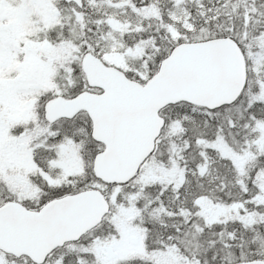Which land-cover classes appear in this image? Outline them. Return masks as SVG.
<instances>
[{
  "label": "snow or ice",
  "instance_id": "6c2138e0",
  "mask_svg": "<svg viewBox=\"0 0 264 264\" xmlns=\"http://www.w3.org/2000/svg\"><path fill=\"white\" fill-rule=\"evenodd\" d=\"M0 264H264V0H0Z\"/></svg>",
  "mask_w": 264,
  "mask_h": 264
}]
</instances>
